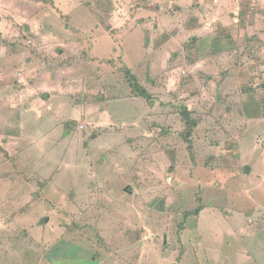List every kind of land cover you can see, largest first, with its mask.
Returning a JSON list of instances; mask_svg holds the SVG:
<instances>
[{
  "label": "rangeland",
  "instance_id": "rangeland-1",
  "mask_svg": "<svg viewBox=\"0 0 264 264\" xmlns=\"http://www.w3.org/2000/svg\"><path fill=\"white\" fill-rule=\"evenodd\" d=\"M0 264H264V0H0Z\"/></svg>",
  "mask_w": 264,
  "mask_h": 264
},
{
  "label": "trees",
  "instance_id": "trees-1",
  "mask_svg": "<svg viewBox=\"0 0 264 264\" xmlns=\"http://www.w3.org/2000/svg\"><path fill=\"white\" fill-rule=\"evenodd\" d=\"M125 73L130 82V87L132 88L133 94L136 97L142 98L151 104L153 102V97L151 96V94L138 82L137 78L130 72V70H125ZM183 116L187 127L186 130L189 134V132H191L193 128L196 127L197 124L194 120L190 118V112L187 109L183 111ZM191 149L192 148L190 145V150ZM200 211H201L200 208H198L194 210L192 214L194 216H198Z\"/></svg>",
  "mask_w": 264,
  "mask_h": 264
},
{
  "label": "crops",
  "instance_id": "crops-1",
  "mask_svg": "<svg viewBox=\"0 0 264 264\" xmlns=\"http://www.w3.org/2000/svg\"><path fill=\"white\" fill-rule=\"evenodd\" d=\"M19 70H20V67H19ZM23 74V73H22ZM25 74V73H24Z\"/></svg>",
  "mask_w": 264,
  "mask_h": 264
}]
</instances>
